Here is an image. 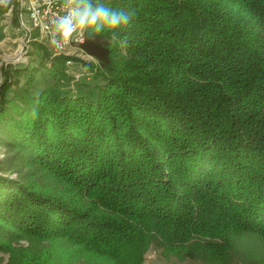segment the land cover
Listing matches in <instances>:
<instances>
[{
	"label": "trees",
	"instance_id": "obj_1",
	"mask_svg": "<svg viewBox=\"0 0 264 264\" xmlns=\"http://www.w3.org/2000/svg\"><path fill=\"white\" fill-rule=\"evenodd\" d=\"M102 2L132 17L115 39L86 35L105 73L95 99L10 100L2 67L4 264H145L152 246L264 264V0Z\"/></svg>",
	"mask_w": 264,
	"mask_h": 264
},
{
	"label": "rangeland",
	"instance_id": "obj_2",
	"mask_svg": "<svg viewBox=\"0 0 264 264\" xmlns=\"http://www.w3.org/2000/svg\"><path fill=\"white\" fill-rule=\"evenodd\" d=\"M95 1V0H94ZM20 0H0V86L4 81L2 67L10 65L12 74V86L8 90V99H14L17 94L24 90L32 95L39 94L48 87H58L70 95H85L95 99L99 88L104 85L105 73L98 66L97 60L92 56L79 57L76 66L70 73L59 75L56 79L50 71L52 60L47 50L41 45L27 41L22 36L15 22L16 9L20 11ZM92 64L94 66H92ZM65 70L66 66L64 64ZM81 73V74H78ZM7 138V137H6ZM12 148L0 145V159L5 158L12 152ZM4 175L17 177L16 173ZM15 245L27 246V240L16 241ZM10 254L0 251V264L8 261ZM78 264V263H75ZM145 264H201L198 261L179 259L176 256L166 257L162 248L152 246L145 257Z\"/></svg>",
	"mask_w": 264,
	"mask_h": 264
},
{
	"label": "built area",
	"instance_id": "obj_3",
	"mask_svg": "<svg viewBox=\"0 0 264 264\" xmlns=\"http://www.w3.org/2000/svg\"><path fill=\"white\" fill-rule=\"evenodd\" d=\"M18 12V28L27 41H34L44 47L51 59L65 55L66 72L76 66L79 57L92 56L85 52L84 37L73 34L68 42L57 32L55 21L65 14L64 0H20ZM93 57V56H92ZM81 74V73H78Z\"/></svg>",
	"mask_w": 264,
	"mask_h": 264
},
{
	"label": "clouds",
	"instance_id": "obj_4",
	"mask_svg": "<svg viewBox=\"0 0 264 264\" xmlns=\"http://www.w3.org/2000/svg\"><path fill=\"white\" fill-rule=\"evenodd\" d=\"M65 14L55 21L65 42L77 37H96L109 31L115 39L118 30L129 25L132 13L106 5L102 0H64Z\"/></svg>",
	"mask_w": 264,
	"mask_h": 264
}]
</instances>
